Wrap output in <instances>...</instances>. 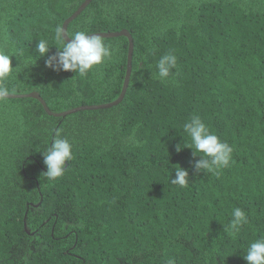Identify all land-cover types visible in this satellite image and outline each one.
Instances as JSON below:
<instances>
[{
    "label": "trees",
    "instance_id": "16d2710c",
    "mask_svg": "<svg viewBox=\"0 0 264 264\" xmlns=\"http://www.w3.org/2000/svg\"><path fill=\"white\" fill-rule=\"evenodd\" d=\"M84 1L0 0V50L22 52L9 95L39 93L53 113L120 97L126 37L102 38L111 56L85 76L35 57ZM124 29L135 46L119 105L55 117L36 99L0 103V264H247L264 236V0H93L68 34ZM169 53L177 67L161 80ZM194 115L233 149L218 174L179 148ZM57 132L74 159L47 181L42 152ZM176 167L187 187L171 184ZM234 207L248 223L232 235Z\"/></svg>",
    "mask_w": 264,
    "mask_h": 264
},
{
    "label": "clouds",
    "instance_id": "9594fccd",
    "mask_svg": "<svg viewBox=\"0 0 264 264\" xmlns=\"http://www.w3.org/2000/svg\"><path fill=\"white\" fill-rule=\"evenodd\" d=\"M53 47L58 51L55 55L49 56ZM36 53L35 57L38 59L47 57V67L55 71L76 72L79 76H85L111 56L110 48L104 44L101 37L89 35L86 31L65 34L62 26L55 28L51 41L47 38H39ZM13 56L22 57V52L16 49H13L11 53L0 50V103L7 101L10 94L9 81L13 79V74L19 70V68L12 67ZM24 64L28 67L34 63L29 58L24 60ZM176 67L177 57L175 55L169 53L162 56L157 64L159 78L166 80L171 70ZM183 131L187 134L189 142H186L183 136V147L180 145L179 148L192 149L194 156L201 157L194 166L197 171L218 174L220 170L229 166L232 159V147L213 134L199 116L194 115L185 122ZM42 153L47 169L42 176L47 181H54L62 177L68 169L66 162H71L74 159L72 143L58 132L54 134L51 146ZM171 184L181 188L187 187L189 185L188 171L176 167L175 177H171ZM247 223V213L240 207H234L228 226L224 228V231L234 235ZM242 256L247 264H264V236L252 241ZM167 264H174V262L170 259Z\"/></svg>",
    "mask_w": 264,
    "mask_h": 264
},
{
    "label": "water",
    "instance_id": "95a60500",
    "mask_svg": "<svg viewBox=\"0 0 264 264\" xmlns=\"http://www.w3.org/2000/svg\"><path fill=\"white\" fill-rule=\"evenodd\" d=\"M93 0H85L84 3L79 7V9L71 16L69 17L63 24V29L65 30V34H68V27L69 25L87 8V6L92 2ZM95 36H99L101 38H117V37H126L129 40V52H128V65H127V72H126V78H125V82H124V87L122 90V93L120 95V97L112 102V103H108V104H103V105H93V106H82L67 112H63V113H53L48 105L46 104L45 100L43 98H41V95L39 93L36 92H32L30 94H26V95H9L8 98H13V99H18V98H32V99H36L39 100L40 103L43 105L45 111L51 115V116H55V117H66L70 114L73 113H77L79 111H94V110H103V109H110L113 108L117 105H119L120 103H122V101L124 100L127 90H128V86L130 84V79H131V75H132V69H133V55H134V39L131 35V33L124 29L120 32H114V33H96V34H92Z\"/></svg>",
    "mask_w": 264,
    "mask_h": 264
}]
</instances>
